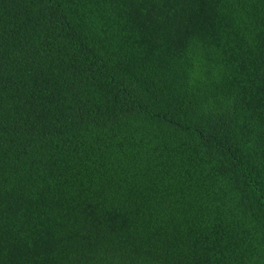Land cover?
Masks as SVG:
<instances>
[{
    "label": "trees",
    "instance_id": "1",
    "mask_svg": "<svg viewBox=\"0 0 264 264\" xmlns=\"http://www.w3.org/2000/svg\"><path fill=\"white\" fill-rule=\"evenodd\" d=\"M0 264H264V0H0Z\"/></svg>",
    "mask_w": 264,
    "mask_h": 264
}]
</instances>
